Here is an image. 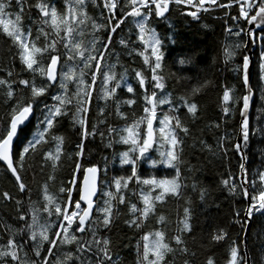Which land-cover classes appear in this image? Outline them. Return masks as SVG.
Instances as JSON below:
<instances>
[{
	"label": "snow or ice",
	"instance_id": "snow-or-ice-1",
	"mask_svg": "<svg viewBox=\"0 0 264 264\" xmlns=\"http://www.w3.org/2000/svg\"><path fill=\"white\" fill-rule=\"evenodd\" d=\"M26 2L27 0H15L14 9L12 0H0V30L18 49L19 61L23 66L22 71L32 73L30 79L21 78L18 81V86L22 85L27 89L28 97L16 98L7 122L0 128V161L15 177L18 192L25 196L28 195L27 186L22 181L20 172L26 167V158L29 153L35 152L41 143L54 145V150L44 149L46 155L44 152L41 153L44 161L52 162L53 170L62 156L66 161L72 162V168L66 184L59 187V193L64 194L63 199L50 195L45 184L44 203L41 208L32 204L29 197V203L32 204L29 213L24 208L23 199L14 200L17 208L16 220L21 222L22 226L17 228L3 244H0V264H122L112 238L102 234L104 231L110 232L114 223L113 201L125 204L122 190L129 188L133 178L137 184L148 187L149 191L146 193L143 188L141 189L143 207L138 208L136 204L130 207L132 214L139 213V215L127 223L129 227L139 228L141 225L138 221L147 220L149 214L154 212V201H164L169 195L180 197L183 185L180 183L179 164L183 160L184 149L181 145L184 144V138L179 134L183 133L184 137L192 134L191 124L200 116L198 101L194 98L202 89L213 86V81L210 79L207 83H200L197 87L191 88L193 99L181 95L179 104H176L167 94L158 99L156 90L163 92L165 89L164 76L157 74V70L162 69L164 54L161 51L162 40L155 29L149 26V21L153 14L164 18L169 12L170 5L174 4L178 8L185 5L196 10L183 12L181 9L182 15L199 21L203 19L201 13L213 14L214 18L222 20L227 33L236 38L233 49L228 50L225 55L228 58L226 66L231 67L240 89L238 90L235 85L226 84L222 90L220 110L222 116L227 118L225 122L233 118L237 111L239 112V132L242 134L246 148L250 136L249 112L257 92L261 101L260 111L264 113V36L259 34L264 33V0H102V4H98L97 0H90L94 7H99L101 19L105 17L104 10H107V20L103 23H97L89 15L88 0H64V10H59L49 0H37V3L31 6L35 7L43 18L42 24L47 25L52 30V34L63 42V48L66 50L63 54L58 52L55 40L41 46H37L31 40V27L25 31L23 22ZM234 7L235 13L231 11ZM117 10L120 12L119 17L116 15ZM220 10H225L222 15L218 14ZM129 17L133 18L132 23L139 29V41L143 44V49L137 55L143 57L145 65L149 64L150 57H154V65L150 69L152 73L150 88L145 74L139 70L135 71V78L140 89L143 90L139 95L144 101V115L136 119L131 126L118 130L110 126L112 122L104 115L99 100H104L106 103L113 100L117 115H122L121 104L135 105L137 103L136 98L122 101L117 95V91L125 86L127 93H136V89L126 85L123 77L119 76L118 69L123 68L124 65L120 55L111 50L113 34L117 33V29H120ZM241 18L247 24H254L259 32L247 28V25L241 22ZM113 20L114 23H112ZM89 22L93 32L90 43L85 45L83 39L78 41L76 37L85 35V25H89ZM203 26L208 27L206 24ZM128 31L130 36L132 29L129 28ZM98 32L107 33V37L96 35ZM41 36L45 38L49 36L43 27L40 28L35 40L39 41ZM256 41L260 42L262 51L258 59L253 61L245 50L249 48L251 42ZM119 44L125 49L128 48V43L123 38L119 40ZM149 49L150 55L146 54ZM45 53L48 54L47 66L37 68L39 58ZM237 57H239L238 60ZM69 62H71V68L65 71ZM229 62H231L230 65ZM180 63L183 64L184 61L181 60ZM252 66L256 68V84L251 82ZM37 71L41 76L46 77L41 84L35 82ZM8 76H13L11 69H8ZM98 77L99 84H97ZM0 87H4L7 98L13 97L12 81L0 78ZM53 88L59 89L61 94L51 97L55 101L51 105L43 99V130L23 147L22 152L16 151L14 141L18 138L20 126L28 121L34 108L42 101V98L48 96ZM68 105H73L74 114L71 119L81 129L74 155L66 154L65 136L58 135L56 131L63 118L68 117ZM163 105H168V113L172 114L165 113L162 118H159V136L157 137L154 123L158 120L157 109ZM181 109L186 111L180 114ZM90 111L97 120V123L91 126H89L88 115ZM260 118L258 115L257 120L259 121ZM124 119L127 118L124 117ZM99 125L107 127L108 137L105 147L111 148L114 143L127 145L128 149L121 153L122 164L133 166L129 177L113 178L116 194L110 190H103L110 183L106 180L108 157L103 158L105 161L103 167L97 166L95 161L89 159V143L97 135L101 142L105 139V132L97 131ZM220 126L219 122L208 125L209 128L216 129ZM256 131L264 132V129L258 127ZM112 133L116 134V139H113ZM199 143L201 150H206L213 156L217 152L227 155L229 149L241 152L239 164L241 179L236 181L234 179L236 173L229 172V178L222 179L220 183L233 197L239 194L240 197L249 200L247 206L233 209L229 220V226L239 225L240 234L243 235L247 232L248 221L254 215L259 214L264 220V171H259L257 175L249 179L246 152L242 151L239 143H234L226 135L217 136L215 146L208 144L202 137ZM154 144L158 145L159 160H153L152 167L155 168L160 164L174 169V178L141 179L137 174L136 165L146 158ZM192 147H196L195 143ZM188 171L192 172L194 169L189 167ZM81 173H83L82 185L77 187L76 176ZM52 179H55V176ZM191 187L196 190L198 185L193 182ZM157 189L160 191L153 196L152 192ZM73 191L77 194L75 199H73ZM98 192L99 195H97ZM207 193L206 188L200 190L199 199L204 201ZM2 196L6 201L13 200L8 192H4ZM101 197H106V200L102 201ZM188 204H191V200H188ZM191 219V208L186 206L183 219L179 221L182 227L177 229L173 237H166L164 231L149 232L144 235L142 251L140 245H137V264H177L178 256L180 264H217L214 255L207 252V246L202 242L203 237H200L201 243H196L197 237L193 234ZM159 220L164 223L165 217L161 215ZM5 227L8 231H12L11 225L6 223ZM77 233L83 235L78 236ZM209 235L212 242H225L230 249V259L227 264H246L249 255L246 245L241 254V246L236 243L234 237L230 236L228 226L217 228L215 233L210 232ZM53 250H56L55 255ZM200 255L204 256L202 262L199 261ZM262 264H264V258H262Z\"/></svg>",
	"mask_w": 264,
	"mask_h": 264
},
{
	"label": "trees",
	"instance_id": "trees-1",
	"mask_svg": "<svg viewBox=\"0 0 264 264\" xmlns=\"http://www.w3.org/2000/svg\"><path fill=\"white\" fill-rule=\"evenodd\" d=\"M49 2L54 4L59 10H64V0H49ZM12 3L15 9V0H12ZM35 3H37V0H27L26 2L23 21L25 31L31 27V40L34 41L37 46L55 40L58 52L63 54L66 51L63 48V42L52 34V30L47 25L42 24L43 18L38 10L31 6ZM97 3L102 4V0H97ZM181 9L183 12L196 10L190 9L185 5H181L178 8L173 4L170 5L169 12L166 13L164 18H160L153 14L149 21V26L155 29L162 40L161 51L164 54L162 69L157 70V74H162L164 76L165 89L163 92L156 90L158 99L167 94L176 104H179V97L181 95L193 99L191 97V88L197 87L202 82L207 83L209 79L213 81V86L202 89L194 98L198 101V112L200 116L199 119L191 124L192 134L188 137H184L183 133L179 134L184 138V144L181 145L184 149L183 160L179 164L181 169L180 183L183 185L181 188V195L178 198L169 195L165 197L164 201H154L155 210L153 213L149 214V218L142 222L138 221L141 225L139 228L135 226L129 227L127 221L135 219L136 216L139 215V213L132 214L130 212L131 205L136 204L138 208H142L141 189L143 188L145 193L149 191L147 186L137 184L133 178L132 182L129 184V188L127 190H122L125 196V204H118L117 201H113L114 223L111 231H104L102 234L112 238L114 247L121 258L122 264H137V245H140L142 251L144 243L143 236L149 232L164 231L166 237H173L177 229L182 227L179 221L183 219L184 208L188 206L191 208L192 219L190 223L193 225V234L197 237L196 243H201L200 237H203L202 242L207 246V252L214 255L217 264H227L230 259V249L226 246L225 242H212L209 233H215L217 228H223L225 226H228L230 236L234 237L236 243L241 246V254L246 245L250 264H262V258H264V220L260 218L259 214L254 215L249 226L247 224V232L243 235L240 234L241 230L239 225L229 226V220L233 209L247 206L249 202L247 198L240 197L239 194L237 197H233L220 183L222 179L229 178V172L236 173L234 177L236 181L241 179L239 173L241 153L229 149L227 155L217 152V154L213 156L206 150H201L199 143L202 137L208 144L215 146L216 137H224L225 135L230 137L234 143H238V136L240 133L239 112L237 111L233 118L225 122L227 118L222 116L220 110L222 90L225 88L226 84L235 85L238 90L240 89V85L237 83V78L231 71V67L226 66L228 58L225 55L228 50L233 49L236 38L231 37L230 34L227 33L222 20L214 18L213 14L201 13L203 19L197 21L189 16L182 15ZM235 10L234 7L231 11L235 13ZM87 11L97 23H103L107 20V10H104V19H101L99 7H94L90 0H88ZM224 11L225 10H220L218 14L222 15ZM116 15L117 17L120 16L119 10H117ZM29 17L31 18L29 19ZM132 20L133 18L129 17L125 21V24L121 25L120 29H117V33L113 34V48L111 50L120 55L124 65L123 68L118 69L119 76L123 77L126 85H131L136 89V93H127L125 86L117 91V95L122 101L136 98L137 103L135 105L121 104L120 113L122 115H117L113 100H109L107 103L104 100H99V105L104 115L112 122L110 126L116 127L118 130L125 126H131L136 119L144 115V101L139 95L143 90L140 89L137 79L135 78V71L139 70L145 74L148 78L149 88L152 83L150 80L152 74L150 69L151 66L154 65V57H150L149 64L145 65L143 63V57L137 55V53L143 49V44L139 41V29L135 27ZM114 22L113 20L112 23ZM241 22L245 23L248 28L247 22L243 21L242 18ZM90 23L91 22H89V25H85V35L83 37H76L78 41L83 39L85 45L91 41L93 29L90 27ZM205 24L208 25L207 28L203 26ZM41 27L49 33V36L47 38L41 36V39L36 41L35 37ZM129 28L132 29L130 36L128 31ZM259 34L264 35V33ZM96 35L107 37V33L98 32ZM122 38L128 43L127 49L119 44V40ZM256 43L257 48L254 52L253 61L257 60L260 55L258 41H256ZM129 52H131V54H129ZM146 54L150 55V49ZM47 55L48 54L45 53L39 58L38 65L36 66L37 68L47 66ZM238 59L239 57H237V60ZM181 60L184 61L183 64L180 63ZM230 64L231 62H229V65ZM22 68L23 66L19 61L18 49L13 46L12 42L4 36L2 30H0V78L12 81L14 90L13 97L7 98L4 87H0V128L7 122L11 114L10 109L14 107L16 98L26 99L29 95L27 89L17 84L21 78L30 79L32 77V73L22 71ZM70 68L71 62L68 63L65 71L70 70ZM8 69L13 71L12 77L8 76ZM45 79L46 77L41 76L37 71L35 77L36 84H41ZM251 82L252 84L257 83L255 66L252 68ZM97 84H99V77L97 78ZM52 96L53 89H51L48 96L42 98V101L34 108L36 117L20 132L19 139L15 146L16 151L22 152L23 147L27 146L28 142L33 140L35 135L38 136L43 130V99H46L47 103L51 105L55 103L51 98ZM68 108V117L63 118L62 123L56 131L58 135L65 136L66 154L74 155L76 142L79 140L81 129L80 126L74 124L71 119L74 114L72 110L73 105H68ZM168 109V105H163L157 109L158 120L154 124V129H157V137L159 136V118H162L163 114L168 113ZM260 109L261 101L259 93L257 92L256 96H254L250 117L249 142L246 148L244 143L242 146L243 151L247 154L246 166L249 179L257 175L259 171H264V132L258 133L256 131L258 127L264 129V113H262ZM185 111L186 109H181L180 114ZM258 115L261 117L259 121L257 120ZM124 117L127 119H124ZM89 119V126L97 123L96 117L91 111L89 113ZM216 122H219L221 125L218 129L208 127L209 124ZM98 127L99 131L105 132V139L101 142L99 135H97V137L89 143V159L95 161L97 166L103 167L105 165L103 158L108 157L106 162V180L110 183L108 187L103 188V190H110L116 194L114 182H112L113 178L119 179L121 176L127 178L131 175L130 170L133 166L123 165L121 160V153L127 150L128 146L114 143L111 148L105 147L108 137L107 127L105 125H99ZM111 135L113 139L117 138L115 133ZM124 135H126V133H124ZM194 143L196 147H192ZM45 148L54 150V145H46L43 143L38 145L35 152L29 153V156L26 158V167L20 172L22 181L27 186V196L18 192L15 178H13L0 161V244H3L4 241L14 234L17 228L22 226L21 222L16 220L17 208L14 203L15 199H23L24 208L29 213L32 204H35L37 208H41L44 203L43 188L45 184H47L50 195L60 199L64 198V194L59 193V187L64 186L67 179L70 178L69 173L72 168V162L66 161L65 157L62 156L61 161L57 162V166L55 170H53L51 167L52 162L42 159L41 153L44 152ZM157 149L158 145L154 144L153 149L149 151L146 158L136 165L137 174L141 179H150L153 177L157 179L174 178V169L160 164L156 166L157 168L152 167V161L159 160V156L156 158L154 157V152L158 151ZM44 154L46 155V152H44ZM221 156H223V158H221ZM189 167H192L194 171L189 172ZM53 176H55V179H52ZM82 176L83 173L77 174L76 176L77 187H81ZM193 182L198 185L196 190H193L191 187ZM204 188L208 190V193L206 199L201 201L199 199V191ZM159 191L160 190L157 189L152 192V195H157ZM4 192H8L13 197V200L6 201L2 196ZM76 195V192L73 191V199L76 198ZM29 197H31L32 204L29 203ZM101 200H106V197H101ZM188 200H191L190 205L188 204ZM217 205L219 206L217 207ZM161 215L165 217L164 223H161L159 220V216ZM6 223L12 226L11 232L5 227ZM77 235L80 236L81 234L77 233ZM17 238L19 239V237ZM53 253L55 255L56 250H53ZM151 258L150 256V259ZM203 259L204 256L200 255L199 261L202 262ZM177 264H180L179 256L177 257Z\"/></svg>",
	"mask_w": 264,
	"mask_h": 264
},
{
	"label": "water",
	"instance_id": "water-1",
	"mask_svg": "<svg viewBox=\"0 0 264 264\" xmlns=\"http://www.w3.org/2000/svg\"><path fill=\"white\" fill-rule=\"evenodd\" d=\"M248 28L252 29V31H254V32H259V30L255 28L254 24H248ZM255 49H256V42H251L249 48L245 50L246 54L249 55L252 60L254 59ZM252 68H253V66H252ZM252 68H251V80H252ZM253 102H254V98H253ZM252 105H253V103H252ZM252 105H251L250 112H249V121H250V117H251ZM33 118H34V112L29 117L28 121H26L24 125H21L20 126L19 133H18V137H19L20 131L24 130L32 122ZM17 140H18V138L14 141V148H15V145H16ZM238 143L241 145V148H242L244 141L242 139V134L241 133H239V136H238ZM242 151H243V149H242ZM81 185H82V181H81ZM98 187H100L99 184H98ZM97 195H99V192L97 193ZM248 202H249V200H248ZM94 212H95V209L93 210V213ZM250 221H248V226L250 224ZM246 264H250V259L249 258H247Z\"/></svg>",
	"mask_w": 264,
	"mask_h": 264
},
{
	"label": "rangeland",
	"instance_id": "rangeland-1",
	"mask_svg": "<svg viewBox=\"0 0 264 264\" xmlns=\"http://www.w3.org/2000/svg\"><path fill=\"white\" fill-rule=\"evenodd\" d=\"M261 36H264V35H261ZM258 50L260 51V53H261V51H262V49H261V46H260V42L258 41ZM156 123V122H155ZM154 123V124H155ZM34 137V136H33ZM35 137H37V135L35 136ZM159 156V153H158V151H155L154 152V157L156 158V157H158ZM157 168V167H156Z\"/></svg>",
	"mask_w": 264,
	"mask_h": 264
},
{
	"label": "flooded vegetation",
	"instance_id": "flooded-vegetation-1",
	"mask_svg": "<svg viewBox=\"0 0 264 264\" xmlns=\"http://www.w3.org/2000/svg\"><path fill=\"white\" fill-rule=\"evenodd\" d=\"M60 94H61V92H60L59 89H57V88H53V96H54V95H60ZM88 115H89V114H88ZM97 131L99 132V127H98Z\"/></svg>",
	"mask_w": 264,
	"mask_h": 264
},
{
	"label": "bare ground",
	"instance_id": "bare-ground-1",
	"mask_svg": "<svg viewBox=\"0 0 264 264\" xmlns=\"http://www.w3.org/2000/svg\"><path fill=\"white\" fill-rule=\"evenodd\" d=\"M36 11V10H35ZM18 84V83H17ZM73 110V109H72ZM36 136V135H35ZM96 149V148H95ZM110 152V151H109ZM113 153V152H112ZM116 153V152H115ZM110 155V154H109ZM111 156V155H110ZM114 157H115V155H114ZM113 157V158H114ZM111 158V157H110ZM116 158V157H115ZM116 160V159H115ZM122 160V159H121ZM129 169V168H128ZM6 172V171H5ZM7 177V176H6ZM11 178V177H10ZM137 193V192H136ZM126 195V194H125ZM31 210V209H30ZM82 235V234H81Z\"/></svg>",
	"mask_w": 264,
	"mask_h": 264
}]
</instances>
